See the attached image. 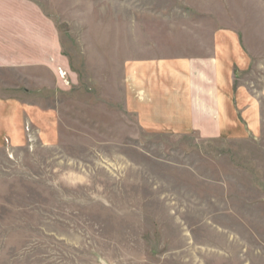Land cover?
<instances>
[{"label":"rangeland","instance_id":"374dc122","mask_svg":"<svg viewBox=\"0 0 264 264\" xmlns=\"http://www.w3.org/2000/svg\"><path fill=\"white\" fill-rule=\"evenodd\" d=\"M225 28L260 89L264 0H0V97L60 134L0 148V264H264V97L247 139L148 133L124 107L127 61Z\"/></svg>","mask_w":264,"mask_h":264},{"label":"crops","instance_id":"0c3cea01","mask_svg":"<svg viewBox=\"0 0 264 264\" xmlns=\"http://www.w3.org/2000/svg\"><path fill=\"white\" fill-rule=\"evenodd\" d=\"M205 38V39H204ZM191 54L148 57L124 66V107L153 134L257 138L263 129L264 86L241 78L255 64L240 33L217 29ZM59 142L52 109L0 97V148L24 147L31 139Z\"/></svg>","mask_w":264,"mask_h":264}]
</instances>
